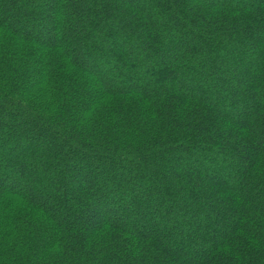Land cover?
Returning a JSON list of instances; mask_svg holds the SVG:
<instances>
[{"label":"trees","instance_id":"1","mask_svg":"<svg viewBox=\"0 0 264 264\" xmlns=\"http://www.w3.org/2000/svg\"><path fill=\"white\" fill-rule=\"evenodd\" d=\"M0 264H264V0H0Z\"/></svg>","mask_w":264,"mask_h":264},{"label":"rangeland","instance_id":"2","mask_svg":"<svg viewBox=\"0 0 264 264\" xmlns=\"http://www.w3.org/2000/svg\"><path fill=\"white\" fill-rule=\"evenodd\" d=\"M136 54L138 55L139 53H136ZM101 71H102L101 76H107L108 75L109 81L112 82V84L115 88L120 87V81H122V78L120 76L118 77V76H115L114 74L110 73L108 71V66H106V64L104 62L102 63V70Z\"/></svg>","mask_w":264,"mask_h":264}]
</instances>
